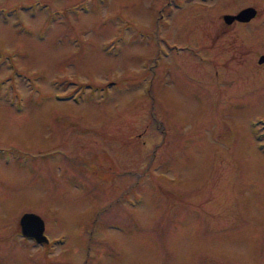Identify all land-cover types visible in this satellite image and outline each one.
Segmentation results:
<instances>
[{
  "label": "rangeland",
  "instance_id": "obj_1",
  "mask_svg": "<svg viewBox=\"0 0 264 264\" xmlns=\"http://www.w3.org/2000/svg\"><path fill=\"white\" fill-rule=\"evenodd\" d=\"M262 54L264 0H0V264H264Z\"/></svg>",
  "mask_w": 264,
  "mask_h": 264
},
{
  "label": "water",
  "instance_id": "obj_2",
  "mask_svg": "<svg viewBox=\"0 0 264 264\" xmlns=\"http://www.w3.org/2000/svg\"><path fill=\"white\" fill-rule=\"evenodd\" d=\"M256 14V9L253 6H248L235 14H224L225 22L231 23L234 20L248 21ZM264 61V54L260 55L258 62ZM20 232L25 238L33 239L37 243L44 244L49 241L48 237L44 234L45 221L37 213L33 211L24 212L19 218Z\"/></svg>",
  "mask_w": 264,
  "mask_h": 264
},
{
  "label": "flooded vegetation",
  "instance_id": "obj_3",
  "mask_svg": "<svg viewBox=\"0 0 264 264\" xmlns=\"http://www.w3.org/2000/svg\"><path fill=\"white\" fill-rule=\"evenodd\" d=\"M248 6H250V5H248ZM248 6H245V7H248ZM245 7H243V8H245ZM243 8H241V9H243ZM241 9H240V10H241ZM240 10H238V11H240ZM238 11H237V12H238ZM237 12H235V13H237ZM235 13H232V14H235ZM256 13H257V11H256ZM230 14H231V13H230ZM255 16H256V14H255ZM252 18H253V17H252ZM252 18H251V19H252ZM251 19H250V20H251ZM250 20H248V21H250ZM234 21H236V22H248V21H239V20H234Z\"/></svg>",
  "mask_w": 264,
  "mask_h": 264
}]
</instances>
